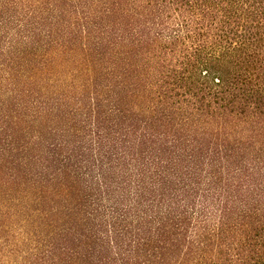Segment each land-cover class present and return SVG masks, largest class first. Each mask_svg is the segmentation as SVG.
Returning a JSON list of instances; mask_svg holds the SVG:
<instances>
[{
  "label": "trees",
  "instance_id": "1",
  "mask_svg": "<svg viewBox=\"0 0 264 264\" xmlns=\"http://www.w3.org/2000/svg\"><path fill=\"white\" fill-rule=\"evenodd\" d=\"M0 264H264V0H0Z\"/></svg>",
  "mask_w": 264,
  "mask_h": 264
}]
</instances>
